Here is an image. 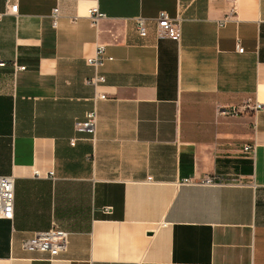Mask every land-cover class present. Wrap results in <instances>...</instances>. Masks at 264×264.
<instances>
[{
    "label": "crops",
    "instance_id": "0c3cea01",
    "mask_svg": "<svg viewBox=\"0 0 264 264\" xmlns=\"http://www.w3.org/2000/svg\"><path fill=\"white\" fill-rule=\"evenodd\" d=\"M163 12L179 42L138 35ZM98 45L113 60L95 88ZM0 59V264H264V112L219 114L264 103V0H0ZM93 109L95 141L75 129ZM204 175L245 185H181ZM53 227L65 253L23 249Z\"/></svg>",
    "mask_w": 264,
    "mask_h": 264
},
{
    "label": "built area",
    "instance_id": "2783aa9c",
    "mask_svg": "<svg viewBox=\"0 0 264 264\" xmlns=\"http://www.w3.org/2000/svg\"><path fill=\"white\" fill-rule=\"evenodd\" d=\"M9 1V0H8ZM19 6L17 3L10 4L8 12L12 15H18ZM60 17L59 9H55L52 15L53 26L56 27L58 19ZM88 18L92 25L97 26L98 23L106 19V15L102 13L97 6H94L88 10ZM183 19L181 17L171 18L167 13L163 12L153 19L138 18L136 19V26L138 35L142 38H147L149 35V25H154V33L157 39H169L179 42L182 36ZM239 53L244 52V48L238 46ZM113 58L107 54L105 45H98L96 54L93 57H89L86 63L94 70V76L88 80V84L95 88L105 84L106 78L100 73L101 69L106 63L111 62ZM5 62L0 59V67H4ZM19 71H25V67H19ZM99 100H106L105 94H98L96 96ZM264 112V103H255L254 105L246 104L242 109L238 107L222 108L219 110L220 115L240 117L247 112ZM98 127V113L96 109L88 112L84 121H79L75 125V129L79 133H86L92 137V140H96ZM71 143L75 145L76 140H72ZM244 151L250 155H253L255 146H246ZM35 177H41L40 173L35 171ZM49 178L54 176V172H49L47 175ZM151 181V179H149ZM181 185L190 186H203V187H242L245 185L243 179L240 177L225 178L219 175H204L196 178L191 177L184 179ZM15 207V177L5 176L0 177V219L13 220ZM110 209H107L109 212ZM166 225H163L165 227ZM70 235L68 232L61 230L57 227H53L48 231L37 233L31 239L23 241V249L33 250L40 253L48 254L50 259L53 260L67 251L69 245Z\"/></svg>",
    "mask_w": 264,
    "mask_h": 264
}]
</instances>
